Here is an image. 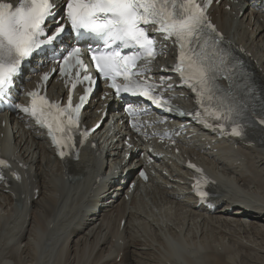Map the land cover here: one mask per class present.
Returning a JSON list of instances; mask_svg holds the SVG:
<instances>
[{
  "label": "bare ground",
  "instance_id": "obj_1",
  "mask_svg": "<svg viewBox=\"0 0 264 264\" xmlns=\"http://www.w3.org/2000/svg\"><path fill=\"white\" fill-rule=\"evenodd\" d=\"M228 4L232 5L230 11L220 8L221 14L231 20L225 33L241 43L240 48L256 69L260 86H264L263 7L255 0L247 1L250 9L241 0ZM49 90L60 95L56 82H51ZM9 118L25 125L15 114ZM116 129L120 131L122 126L116 123ZM25 130L19 149L9 154L15 160L21 152L31 169L25 173L24 181L9 192L0 187V264H89L92 259L95 264H243L242 259L249 254L238 252L232 258L227 255L231 260L223 254L236 251L238 244L249 250L259 247L264 251V245L251 236L264 230V145H257L259 140H264V134L254 135L252 140L256 145L242 144L238 149L231 147L219 153L209 150L213 158L205 155L211 160L204 158L216 180V189L232 203L217 199L212 211L197 208L194 200L183 198L188 173L180 160L185 154L193 158L199 154L182 150L178 157H166L165 181L146 190V196L143 189L132 197L133 200L142 196L138 204L103 197L104 206L97 213L89 198L96 196L101 188L92 191L84 186L88 164L89 168L92 164V170L100 169L97 158L87 160L83 168L76 166L74 173L83 172L85 176L67 182L65 172L55 164L45 146L41 132L31 126ZM0 132L8 134L9 129L0 127ZM108 134L109 129H103V134H96L95 140L100 143ZM5 142L0 137V148L8 152ZM106 145L110 143L106 141L103 146ZM34 185L41 188L36 199L29 193ZM244 205H250L251 210ZM124 216L126 223L121 230L120 220ZM209 223L219 231L220 237L214 241H197Z\"/></svg>",
  "mask_w": 264,
  "mask_h": 264
},
{
  "label": "snow or ice",
  "instance_id": "obj_2",
  "mask_svg": "<svg viewBox=\"0 0 264 264\" xmlns=\"http://www.w3.org/2000/svg\"><path fill=\"white\" fill-rule=\"evenodd\" d=\"M211 3L212 0H66L58 15L55 0H19L16 5L0 0V99L8 96L23 62L42 45L53 44L71 31L78 36H94L102 43V47L89 49L91 59L99 76L110 81L108 86L116 96L130 93L146 97L158 107L166 106L168 101L153 94L154 85L136 79L143 72L133 71L138 60L155 58L156 40L148 32L152 25L156 32L164 34L165 40L174 38L179 53L175 71L195 93L205 125L221 132L230 125L231 135L243 136L242 121L251 116L258 117L264 125V86L258 87L245 62L222 47L223 36L206 14ZM50 24L54 27L49 28ZM124 50L132 51L124 54ZM62 60L61 73L77 68L72 89L77 83L89 84L80 102L73 106L70 93L67 106L62 107L33 91L28 93L29 107H16L48 129L53 142L61 148L59 155L64 157L67 153L63 149L73 145V130L78 129L81 108L95 81L91 75L81 76L87 66L79 46L66 49ZM118 77L124 83H117ZM221 78L229 82L226 89L218 83ZM42 79L47 81L48 74ZM256 101L259 112L255 111ZM168 110L173 109L168 106ZM128 111L131 114L133 110L129 107ZM195 115L199 118L201 113ZM207 118L217 123L209 124ZM82 135L86 138L88 133ZM0 166H6V161L0 160ZM197 194L202 199L208 195L198 188Z\"/></svg>",
  "mask_w": 264,
  "mask_h": 264
},
{
  "label": "rangeland",
  "instance_id": "obj_3",
  "mask_svg": "<svg viewBox=\"0 0 264 264\" xmlns=\"http://www.w3.org/2000/svg\"><path fill=\"white\" fill-rule=\"evenodd\" d=\"M246 220H250L248 217L246 218ZM259 223V222H258ZM263 222L259 223V224H262ZM263 233V234H261ZM260 234V235H258ZM257 235L255 233H253L251 236H253L252 238L255 239L259 244L261 245H264V230H262L260 233H258ZM262 235V236H261ZM256 236V237H255ZM259 236V237H258ZM220 237V233L218 230L214 229L213 226L211 225V223H209L206 228L202 231V234L199 236V238H197V241H203V240H207V241H214L216 239H218ZM258 239V240H257ZM227 240V239H226ZM258 246H256L257 248ZM259 249V250H258ZM256 250H258L257 252H259V254L257 255V252ZM238 252H241L243 254H245V256L247 254L248 255V258L246 259H242L241 262H243V264H264V258L261 257V253L264 255V251H261L260 248L258 247L257 249L254 250H249V249H246L244 248L242 245L240 246L239 244L236 245V251L234 250H230L228 251L227 253L223 254L225 256V258H227V255L230 254L231 258ZM252 255V256H251ZM256 256V257H255ZM228 259V260H231ZM95 259V258H94ZM252 259V260H251ZM246 261V262H245ZM95 260L93 261V259L90 261L89 264H95ZM262 262V263H261ZM235 263V262H234ZM233 263V264H234ZM236 263H238L236 261Z\"/></svg>",
  "mask_w": 264,
  "mask_h": 264
}]
</instances>
